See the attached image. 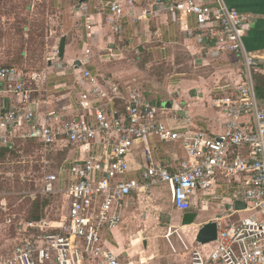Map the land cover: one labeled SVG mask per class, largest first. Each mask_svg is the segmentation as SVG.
Returning <instances> with one entry per match:
<instances>
[{
  "label": "built area",
  "instance_id": "built-area-1",
  "mask_svg": "<svg viewBox=\"0 0 264 264\" xmlns=\"http://www.w3.org/2000/svg\"><path fill=\"white\" fill-rule=\"evenodd\" d=\"M159 6L193 16L199 43L213 40L217 52L241 61L239 81L214 88L213 105L225 118L222 133L172 116L137 89L125 95L116 84L101 89L88 71L78 80L89 89L77 100L73 61L65 68L75 88L61 84L51 90L42 73L0 66V149L32 150L38 173L30 198L63 201L56 218L47 208L40 219H26L3 206L12 238L0 264H123L127 253L115 243L114 230L122 224L126 199L161 185L169 186L172 205L183 214L206 204L219 207L216 240L194 243L190 264H264V103L256 92L264 56L245 45L251 17L225 0ZM107 10L115 26L121 8L114 1ZM54 58L58 62V50ZM63 89L68 95L58 94ZM116 102L123 105L117 109ZM163 143L183 150L174 166L156 156ZM67 149H78L83 159L58 160ZM236 202L245 209L236 210ZM242 213L249 215L240 218Z\"/></svg>",
  "mask_w": 264,
  "mask_h": 264
},
{
  "label": "crops",
  "instance_id": "crops-1",
  "mask_svg": "<svg viewBox=\"0 0 264 264\" xmlns=\"http://www.w3.org/2000/svg\"><path fill=\"white\" fill-rule=\"evenodd\" d=\"M114 1L119 4L121 14L119 23L112 26L108 21L112 17L109 16L107 6ZM175 1L177 0H71L72 21L77 34L75 47L69 50L65 44L64 59L62 62H55L54 66L77 60L80 63L77 66V88L74 87L71 71L66 66L60 71H49L53 73L46 77L47 87L50 89L65 84L69 88H75L78 100L80 92L89 89L86 84L79 82V75L88 71L101 89L106 90L107 84H116L122 95L131 89H137L145 99L167 109V113L172 116L190 119L194 126L207 129L214 135L221 134V124L225 118L213 105L214 88L229 80L238 82L241 61L235 55L217 52L213 40L199 43L193 16L171 14L159 6ZM225 2L229 7L251 17L245 45L250 52H259L264 56V0ZM88 18L90 21H87ZM109 54L114 56L110 57ZM144 60L147 63H163V67L171 70V73L163 79L148 77L147 81L143 69L147 63L142 64ZM58 94L68 95V91L59 90ZM60 103L59 106H63L67 101ZM122 105V102H116L117 109ZM135 155L139 158V152H135ZM156 156L160 161L174 166L175 159L183 158L184 153L178 143H163L158 146ZM64 158L78 160L83 159V156L78 149L77 152L67 149L60 154L58 160ZM158 188H163L168 195L156 192ZM145 198H153V207L168 217L175 213L181 225L183 213L173 207L169 186H154L149 189L148 194L140 193L126 199L122 210V224L114 230V241L118 246L124 241V230L130 220L135 218V211ZM197 205L199 206V200ZM206 207L212 209L210 204L203 208ZM202 209L194 213L198 214ZM218 209L216 205L212 216L204 219L201 225L214 221ZM141 218L144 220L145 216L141 214ZM144 242L142 238L132 241L143 246ZM144 250H147V244ZM124 251L127 255L123 264H141V258H145L140 257L136 263L130 261L132 256L127 250Z\"/></svg>",
  "mask_w": 264,
  "mask_h": 264
},
{
  "label": "rangeland",
  "instance_id": "rangeland-1",
  "mask_svg": "<svg viewBox=\"0 0 264 264\" xmlns=\"http://www.w3.org/2000/svg\"><path fill=\"white\" fill-rule=\"evenodd\" d=\"M70 1L0 0V66H19L31 72L42 73L45 78L55 71L63 70L65 64L54 66L57 61L54 55L60 39L67 37L66 45L69 50L75 47L77 39L72 21L73 5ZM144 63H147L146 60L142 62ZM163 66L160 62H148L143 67L146 80L149 81L148 77L153 76L163 79L171 73V70L168 71ZM52 70L53 72H49ZM49 79L53 80V77ZM31 151L29 148L22 153L13 151L0 159V255L9 248L12 238V231L3 224V206L8 209L7 214L23 217L32 209L30 193L35 190L38 166L35 165L36 160ZM155 191L168 195L163 188ZM141 201L142 204L135 211V218L130 220L124 230V241L119 246L130 253L132 257L129 260L138 263L140 257L144 256L149 260L141 258V264H190L194 238L204 219L212 216L216 205L210 204L212 209L203 208L197 214L194 224L184 228L175 213L168 217L155 209L153 198ZM62 205V198L59 197L51 203L47 202L44 208H47L46 213L50 218H56L61 214ZM141 214L145 216L144 220ZM248 215L242 213L238 216L244 218ZM137 238L145 240L146 251L140 242L132 243ZM211 248L212 245L208 249Z\"/></svg>",
  "mask_w": 264,
  "mask_h": 264
},
{
  "label": "water",
  "instance_id": "water-1",
  "mask_svg": "<svg viewBox=\"0 0 264 264\" xmlns=\"http://www.w3.org/2000/svg\"><path fill=\"white\" fill-rule=\"evenodd\" d=\"M65 44H66V37L63 36L60 39L59 45H58V61L62 62L64 59V51H65ZM73 65L75 68L80 65V63L75 60L73 61ZM235 209L236 210H243L245 209V205L241 204L239 202L235 203ZM197 219V214L192 213H185L181 217V225L182 226H190L194 224L195 220ZM217 237V226L216 223L213 221L207 222L204 225L201 226V228L198 230L196 236H195V243H198L200 245H206L209 243H212L216 240ZM146 243L144 242V246Z\"/></svg>",
  "mask_w": 264,
  "mask_h": 264
},
{
  "label": "trees",
  "instance_id": "trees-1",
  "mask_svg": "<svg viewBox=\"0 0 264 264\" xmlns=\"http://www.w3.org/2000/svg\"><path fill=\"white\" fill-rule=\"evenodd\" d=\"M256 80H257L256 83L257 96L261 100V102L264 103V78L257 77ZM8 153H11V151H9L8 149H0V159L4 158ZM31 201H32V206H31L32 209L29 211V214L24 218L40 219L41 217L44 216V210H45L44 207L47 205V202L50 203L51 201L46 198H38L37 200L31 199Z\"/></svg>",
  "mask_w": 264,
  "mask_h": 264
},
{
  "label": "flooded vegetation",
  "instance_id": "flooded-vegetation-1",
  "mask_svg": "<svg viewBox=\"0 0 264 264\" xmlns=\"http://www.w3.org/2000/svg\"><path fill=\"white\" fill-rule=\"evenodd\" d=\"M188 213H192V212H188ZM181 227H184V226L181 225ZM184 228H186V227H184Z\"/></svg>",
  "mask_w": 264,
  "mask_h": 264
}]
</instances>
